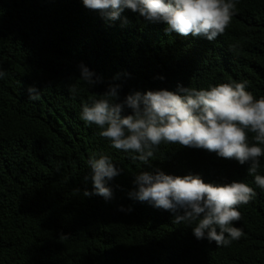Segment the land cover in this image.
<instances>
[{
    "label": "trees",
    "instance_id": "16d2710c",
    "mask_svg": "<svg viewBox=\"0 0 264 264\" xmlns=\"http://www.w3.org/2000/svg\"><path fill=\"white\" fill-rule=\"evenodd\" d=\"M81 64L99 78L94 87L79 81ZM0 72V264H264V190L248 165L173 144H161L150 161L166 174L255 190L234 225L243 235L218 246L197 240L171 213L129 198L145 166L80 118L82 104L110 84L120 85L121 99L233 81L264 96V0H238L228 29L211 42L166 33L127 9L106 20L82 0H0ZM93 154L123 169L110 182V202L83 194L93 191L85 180ZM260 165L264 175V157ZM121 205L133 211L120 212Z\"/></svg>",
    "mask_w": 264,
    "mask_h": 264
},
{
    "label": "clouds",
    "instance_id": "9594fccd",
    "mask_svg": "<svg viewBox=\"0 0 264 264\" xmlns=\"http://www.w3.org/2000/svg\"><path fill=\"white\" fill-rule=\"evenodd\" d=\"M238 0H82L83 6L102 18L115 21L126 9L150 23H162L166 33L214 41L225 33L237 10ZM126 22V21H125ZM79 81L94 87L99 78L83 64ZM4 75L0 72V77ZM163 79V77H160ZM120 85L110 84L102 94L82 104L80 118L99 129L114 149L134 153L131 159L145 167L134 174L129 198L173 215V223L191 227L197 240L227 246L243 233L234 225L242 219L240 206L256 196L247 183L205 182L195 174H166L150 162L161 144L204 150L218 158L248 165L247 173L264 190L258 174L264 157V96L257 98L248 82H225L197 89L178 85L167 89L135 91L120 98ZM78 94L75 85L70 88ZM30 99L39 92L28 88ZM93 191L106 202L114 199L110 186L123 169L110 156L93 154L88 160ZM118 211L131 213V206Z\"/></svg>",
    "mask_w": 264,
    "mask_h": 264
}]
</instances>
